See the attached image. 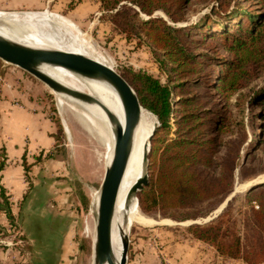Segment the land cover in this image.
<instances>
[{
	"label": "trees",
	"instance_id": "1",
	"mask_svg": "<svg viewBox=\"0 0 264 264\" xmlns=\"http://www.w3.org/2000/svg\"><path fill=\"white\" fill-rule=\"evenodd\" d=\"M188 2L102 0L104 10L121 8L112 19H121L126 33L154 47L168 76L166 83L142 74L128 79L143 106L160 123L149 156V184L139 194L138 203L145 212L166 215L205 203L219 205L232 192L237 170L242 176L251 171L247 162L258 146L254 143L243 157L245 123L242 121L239 127L233 124L225 104L264 75V0H236L237 7L232 11L219 4L222 13L212 11L218 14V19L212 20L215 27L200 33L201 38L191 36L190 27L178 28L162 18H152L163 11L173 23L184 22ZM133 7L140 12L132 14ZM140 14L151 18L142 19ZM209 41H213L210 53L200 52ZM213 65L217 69L204 74V69ZM247 97L250 106L261 107L258 113H252L251 125L259 130L258 137L264 136V98L260 99L264 87L240 94L239 105ZM4 167L5 162H1L0 171ZM28 184L30 189L32 184ZM0 198V211L13 225L12 205L1 185ZM247 199L249 205L256 202L258 207L250 206L245 240L236 231L229 212L207 224H193L189 232L225 258L264 264V184L250 190Z\"/></svg>",
	"mask_w": 264,
	"mask_h": 264
},
{
	"label": "rangeland",
	"instance_id": "2",
	"mask_svg": "<svg viewBox=\"0 0 264 264\" xmlns=\"http://www.w3.org/2000/svg\"><path fill=\"white\" fill-rule=\"evenodd\" d=\"M235 1L189 0L187 20L180 23H173L163 11H157L152 18H162L178 28L190 27L191 36L201 38L200 33H208L215 27L212 22L218 19V14H213V9L218 10L219 4L223 3L228 6L227 10L232 11L237 7ZM36 7V9L0 10V12L57 14L66 21H72L80 33L85 34L84 41L90 47L91 52L109 60L113 69L121 73L127 80L133 74H142L158 79L162 83L167 82L168 76L158 61L154 47L148 42L126 33L123 30L121 19H112V16L121 9L120 7L113 11L104 10L102 0H42L41 4ZM130 12L134 14L140 10L133 7ZM217 12L222 13L219 10ZM139 17L145 20L151 18L144 14H140ZM197 26H199L198 29H195ZM206 43L207 46L200 52L209 54L213 41ZM221 53L223 54V52ZM1 65L5 66L3 71L0 70L5 82L9 83L14 91L22 94L23 98H27L31 104L38 106L37 110L45 114L55 127L53 131L55 146L50 151H45L47 154L39 152L37 155H30L17 161L23 168L25 182L32 184L30 186L32 188L36 176L42 175V178L46 179V184L52 185L56 190L66 192L67 201L63 203L61 211L68 210L70 215L67 223L63 224L65 229H68V236L71 239L68 241L67 264H94V230L97 218L95 195L99 192L105 176L108 148L97 139L95 134L93 135L92 130L90 131L81 122L78 113L80 109L66 103L61 107L59 96L35 77L2 61H0ZM216 69L215 65L211 69L207 67L204 69V74L208 70ZM258 87H264V75L225 104L228 113L232 114L233 124L239 127L242 125L240 124L242 121L245 123L247 140L243 157L254 143L258 144L257 149L247 162V165L252 168L251 171L242 176L240 170H237L232 192L219 205L205 203L195 208L171 211L166 215L157 211L145 212L139 205L140 213L144 217L154 220L155 223L153 225L136 223L128 228L130 249L127 264L244 263L243 260L225 258L213 246L198 241L189 232V227L193 224H207L216 220L221 214L229 212V217L235 222L236 231L245 240V221L251 212L250 206L258 207L256 202L249 205L247 196L250 191H248V187L245 188V185L258 180L264 182V136L258 137L259 130L251 125L254 118L252 113H258L261 107L257 104L250 106L248 97L245 98L243 105H239L238 98L240 94H248L252 88ZM200 92L204 91L200 90ZM152 115L155 124L157 118L153 113ZM152 145L153 140L151 151ZM5 155L4 150L0 148V163L5 162L8 165L9 158ZM54 204L57 205L55 202ZM21 208L19 212L18 204L12 207L13 225L6 219L5 214V217L1 218L5 224L7 223V228L1 225L0 219V249H5V252L7 250L2 254L3 262H0L1 264H28L32 259L27 249V241L31 240L32 235L36 232L34 221L40 218V208H37L38 213L28 215V218L23 221L21 220ZM28 208L26 209L28 210ZM53 258L56 260L58 257L56 255ZM42 260L40 259L39 263L46 262L45 258ZM53 264L55 263L53 262Z\"/></svg>",
	"mask_w": 264,
	"mask_h": 264
},
{
	"label": "bare ground",
	"instance_id": "3",
	"mask_svg": "<svg viewBox=\"0 0 264 264\" xmlns=\"http://www.w3.org/2000/svg\"><path fill=\"white\" fill-rule=\"evenodd\" d=\"M0 36L27 47L80 54L113 68L109 60L91 52L90 47L84 41L85 34H81L72 21H66L57 14L49 12H0ZM39 70L71 89L88 93L102 100L123 122V107L119 96L107 82L84 80L65 69L48 65L41 66ZM56 95L59 96L61 107L66 103L82 111L79 110L78 112L81 122L90 131L92 130L93 135L95 134L97 139L108 148L106 162L108 167L112 160L115 142V126L108 114L98 105H85L64 95ZM153 121V115L146 110L143 111L141 122L135 132L131 158L120 186L113 222V249L117 260L121 258L123 238L125 234L127 235L129 227L136 223H148L150 225L155 223L154 220L148 219L140 213L136 196L133 195L129 199L130 191L145 174L143 158L147 152L149 137L156 124ZM256 182L247 183L245 188H249ZM95 198L93 199H95L96 204L98 193Z\"/></svg>",
	"mask_w": 264,
	"mask_h": 264
},
{
	"label": "water",
	"instance_id": "4",
	"mask_svg": "<svg viewBox=\"0 0 264 264\" xmlns=\"http://www.w3.org/2000/svg\"><path fill=\"white\" fill-rule=\"evenodd\" d=\"M0 61L27 72L55 94L64 95L85 105H98L108 114L115 126V142L112 160L106 168L96 203L94 264H127L130 249L129 236L125 234L121 258L117 260L113 249V222L120 186L133 150L135 132L141 122L143 111H150L143 106L138 93L121 73L83 55L27 47L0 36ZM43 65L65 69L84 80H102L110 84L122 104L123 122L102 100L88 93L71 89L40 71L39 68ZM156 121L143 158L145 174L130 191L129 199L133 195L138 199L139 192L149 184V154L153 137L160 128L158 119ZM263 184L262 181L256 182L248 188V191Z\"/></svg>",
	"mask_w": 264,
	"mask_h": 264
},
{
	"label": "crops",
	"instance_id": "5",
	"mask_svg": "<svg viewBox=\"0 0 264 264\" xmlns=\"http://www.w3.org/2000/svg\"><path fill=\"white\" fill-rule=\"evenodd\" d=\"M41 2L42 0H0V10L36 9ZM4 67L1 65L0 70L3 71ZM37 108L27 98H23L22 94L14 91L0 74V148L6 153L5 157L9 158L8 165L5 164L0 171V185L12 207L18 204L20 212L22 206V221L28 215L38 213L37 208H40V218L34 221L36 232L27 241V249L32 257L28 264H41L39 262L42 258H45V264H67L68 241L71 239L63 224L67 223L70 215L68 210L61 211L63 203L67 201L66 192L46 184L42 175L36 176L34 186L28 192L29 184L25 182L23 168L17 162L39 152L47 154L45 151H50L55 146L54 124ZM0 202H3L2 199ZM4 214L0 211L1 225L7 228V223L1 218L5 217ZM1 250L2 248L0 262H3L2 254L7 250ZM56 255L58 258L55 260L53 257Z\"/></svg>",
	"mask_w": 264,
	"mask_h": 264
}]
</instances>
